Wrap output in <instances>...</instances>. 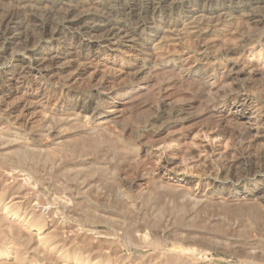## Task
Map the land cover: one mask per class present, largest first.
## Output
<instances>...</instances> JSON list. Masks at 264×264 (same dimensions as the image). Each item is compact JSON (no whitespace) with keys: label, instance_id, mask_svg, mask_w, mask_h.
Masks as SVG:
<instances>
[{"label":"rangeland","instance_id":"rangeland-1","mask_svg":"<svg viewBox=\"0 0 264 264\" xmlns=\"http://www.w3.org/2000/svg\"><path fill=\"white\" fill-rule=\"evenodd\" d=\"M246 54L228 62L211 57L218 67L228 64L230 77L219 78L216 67L211 83H227L249 110L264 111V98L255 97L245 77L234 75L240 60L264 62ZM10 65V59L0 64V73ZM46 88L51 96L60 92L53 95L60 101L68 94L63 85ZM173 88L152 92L157 95L149 94L150 102L134 95L137 100L126 103L113 100L115 107L106 103L101 110L110 119L102 121L71 118L53 110V100L51 109L37 110L26 123L5 122L0 264H264L263 205L209 194L224 182L234 185L224 172L234 171L236 157L247 149L242 124H229L233 135L220 131L213 127L216 118L206 114L209 101L201 102V92ZM128 101L136 102L134 108Z\"/></svg>","mask_w":264,"mask_h":264},{"label":"bare ground","instance_id":"bare-ground-1","mask_svg":"<svg viewBox=\"0 0 264 264\" xmlns=\"http://www.w3.org/2000/svg\"><path fill=\"white\" fill-rule=\"evenodd\" d=\"M246 53L264 59V0H0V64L11 60L0 73V129L5 122L18 126L34 119L53 100L58 102L53 110L71 118L102 121L110 116L101 106L115 107L113 100L138 95L145 102L152 92L171 87L201 92V102L209 101H204L206 114L216 118L213 127L233 135L229 124L241 123L239 134L248 140L234 171L224 172L234 185L224 182L209 194L229 201L253 198L264 207V111L249 110L246 99L231 95L227 83H211L218 68L221 77L215 75L230 79L228 64L218 67L211 57L228 62ZM236 65L234 75L245 77L255 97L264 98V62ZM47 83L68 89L64 103L61 97L53 99ZM83 93L93 101H84ZM128 102L134 108L136 102Z\"/></svg>","mask_w":264,"mask_h":264}]
</instances>
